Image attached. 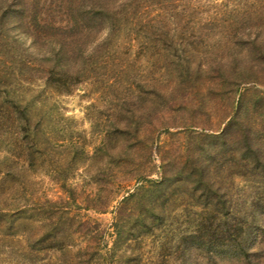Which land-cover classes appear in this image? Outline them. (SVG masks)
Listing matches in <instances>:
<instances>
[{"label": "rangeland", "instance_id": "374dc122", "mask_svg": "<svg viewBox=\"0 0 264 264\" xmlns=\"http://www.w3.org/2000/svg\"><path fill=\"white\" fill-rule=\"evenodd\" d=\"M131 1L108 44L101 43L106 23L77 13L84 0H34L24 20L10 17L0 31V94L28 108L29 131L36 132L33 139L0 119V209L24 211L12 235L0 225V264H181L177 241L203 210L187 192L165 208L168 217L152 235L137 221L139 205H129L125 228L116 221L121 200L141 184L136 178L159 177L160 160L186 174L188 156H196L206 179L235 205L252 199L258 185L233 175L230 144L212 136L225 128L240 94L250 130L261 127L264 104L255 110L251 98L264 96V0ZM27 25L45 57L29 49V36L18 37ZM62 41L81 81L54 94L44 86V58ZM263 140H254L262 151ZM52 217L61 249L34 244ZM186 262L242 264L202 251Z\"/></svg>", "mask_w": 264, "mask_h": 264}, {"label": "trees", "instance_id": "16d2710c", "mask_svg": "<svg viewBox=\"0 0 264 264\" xmlns=\"http://www.w3.org/2000/svg\"><path fill=\"white\" fill-rule=\"evenodd\" d=\"M30 1L9 0L3 4L0 3V31L10 17L24 20L25 11L30 8L27 7L29 3L35 4L34 0ZM111 1L84 0L85 7L77 12L81 19L85 20L87 17L90 22L106 23L108 30L101 41L104 44H108L114 38V34H117V24L120 21L128 20L127 14L129 13L126 8L133 4L131 0H125L119 4ZM59 25L57 30L64 31L65 27ZM74 26L70 29L72 30ZM30 33L29 25H27L25 29L21 28L18 37L21 35L29 36L32 41L29 49L37 52L35 56L45 57L46 53L41 54L42 46L34 41L35 36ZM71 40L73 41V39ZM67 42L54 43L53 46H50L48 57L44 58L46 64L44 86L54 94H68L71 88L81 81L78 72H72V66L68 61L71 52L67 50ZM26 50H23L24 54ZM11 51L12 44L9 43L6 53H11L10 55L13 56ZM30 64L31 62H28L26 66ZM245 92L250 93L249 96H254L251 90L247 89ZM4 93L5 95L0 94V119L7 116L19 125L21 132L30 133L31 137L35 139L36 132L29 131L31 116L28 108L22 106L15 96H10L8 92ZM251 99L254 101L255 110L263 109L264 106L262 107L261 104H264V96L255 94ZM243 100L244 95L240 94L238 100L233 102L232 111L225 128L218 135L212 136V139L221 145L230 144V153L236 168L233 175L258 185L253 189L252 199L248 205H235L231 199H228L223 188L215 186L206 179L205 166L197 164L195 162L196 156L190 155L188 162L192 170L189 173L184 174L181 170H167L168 162L160 160L161 164L158 167L154 166L160 171L157 179H149L145 174L138 176L136 180L141 184L137 191L128 194L121 200L119 208L116 209V214L119 215L116 221L119 224L124 221L125 228L128 225L126 221L134 212V209L130 208L129 205H139L144 208V211L136 213L137 221L146 228V233L152 235L154 231L161 229L163 221L168 217L165 208L171 211L170 204L175 205L178 197L187 192L197 204L195 206L201 207L203 210L199 213L198 219L195 220L193 229L184 230L177 241L174 251L178 257H181V264H187L186 257L192 251L237 257L240 258L242 264H264V150L262 151L261 146L254 141L258 139V135L261 139L264 138V116L261 120V127L260 125L257 126V121L254 122L257 128L255 133L252 132L248 126V117L241 113ZM119 132L123 135L125 130L121 129ZM139 132L140 130L137 133L139 134ZM235 145L238 146L234 148ZM149 173L153 172L150 171ZM175 191L177 194H174ZM166 203H169L167 207ZM11 211L10 213L0 209V225L2 224L3 227L1 229L8 235H12L17 230L18 221L24 213L18 208ZM14 215L20 218L14 219ZM53 217L50 219L48 233L40 236L34 242L35 245L45 244L47 247L52 245L61 249L62 242L58 238V231L60 230L57 226L59 219H53ZM147 221L149 225H147ZM256 243L257 248H254ZM166 250H169L167 246L163 251ZM170 253L168 252L169 256H171Z\"/></svg>", "mask_w": 264, "mask_h": 264}]
</instances>
